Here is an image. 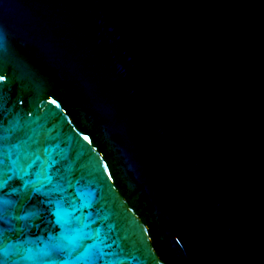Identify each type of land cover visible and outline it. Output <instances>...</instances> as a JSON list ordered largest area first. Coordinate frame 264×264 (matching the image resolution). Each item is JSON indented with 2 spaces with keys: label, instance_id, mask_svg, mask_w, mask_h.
Segmentation results:
<instances>
[{
  "label": "water",
  "instance_id": "obj_1",
  "mask_svg": "<svg viewBox=\"0 0 264 264\" xmlns=\"http://www.w3.org/2000/svg\"><path fill=\"white\" fill-rule=\"evenodd\" d=\"M0 264H264V0H0Z\"/></svg>",
  "mask_w": 264,
  "mask_h": 264
}]
</instances>
